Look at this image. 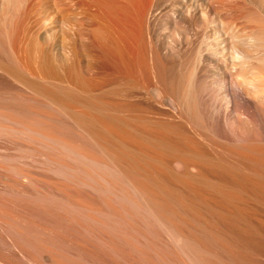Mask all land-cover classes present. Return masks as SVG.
Instances as JSON below:
<instances>
[{
    "label": "bare ground",
    "instance_id": "bare-ground-1",
    "mask_svg": "<svg viewBox=\"0 0 264 264\" xmlns=\"http://www.w3.org/2000/svg\"><path fill=\"white\" fill-rule=\"evenodd\" d=\"M0 85V120H2L3 123L8 121L6 123L7 125H9L10 122V126L8 127L3 125V123H0V131H4L2 133L15 132L13 134L27 133L26 136L28 137H30L29 134H31V136L35 135L33 137H39L38 140L41 138L45 140L47 139L51 143L57 145L60 149L64 148L66 143L57 139L55 135L52 134L58 133L57 129H59V126H61V129H63L62 126H65V128L68 130H66L67 133L70 131L75 134L81 133L82 135L85 133L86 138L88 136L90 137L91 135L89 134L92 133H107L106 139L109 140L112 137L113 139L111 140H113L115 144H119V146H121L120 144L123 142V140L124 142H128L132 137V134L129 135L128 133H155V131L157 132V128H162V130L164 129L167 131V133L170 130L173 131L172 133H174V131H177V133H192L203 142L208 141L203 133H254L256 126L259 125L258 122L261 124L264 123V0H0ZM129 94H132L133 96H131L133 98H135L134 96L138 97V101H140L139 98H144L146 102H144V99L141 100L147 104H142L138 101H129V103L127 101V103L124 104L120 101H117L118 98H125L124 101H126V97L127 95L129 96ZM103 95L109 96V98L107 97V101L102 100ZM154 105H157L160 108L162 107L161 109L165 110V112L162 113V115L165 113L163 118L150 117L147 114H144L148 113L149 109H151ZM125 111L127 114H124ZM136 111H140L143 114L136 115ZM121 112L126 115L125 118H122L123 114H121ZM140 112L138 114H140ZM11 123L14 126H11ZM30 124H33V126ZM35 124H41L40 126L43 127L41 128ZM34 125L35 127H39V129L35 128ZM154 128H156V130ZM64 132L65 131L61 133ZM86 133L89 134L87 135ZM120 133H122V136L127 133L126 135L131 137L129 138L126 136L129 139L125 140L119 135ZM93 136L90 138L94 142ZM97 136L99 137V134ZM143 136L144 135L141 137ZM89 137L88 139H90ZM135 137L136 136H134V138ZM157 137L158 136H155V138ZM94 138L96 137L94 136ZM155 138L153 137V139ZM101 139L96 140L100 141ZM83 140L87 143L85 139ZM111 140L109 141L110 143H108L110 146L112 143ZM155 140L154 142L157 141ZM89 142L90 141H88V143ZM100 142L102 143L103 141ZM100 142L97 141L98 144ZM107 142L108 141L102 143L103 148L105 149L107 148L105 146L108 145L106 144ZM136 142L137 141H135V143ZM142 142L141 145H144ZM167 142L169 143L171 141ZM104 143L106 144L105 146ZM131 143H133V141H131ZM137 143L139 144V142ZM148 143L150 142H147V144L145 142L146 145H148ZM161 143L164 144L165 141L163 142L162 140V142L159 144V147ZM178 143L176 147L178 146ZM96 144H93V147ZM124 144L125 143H123V145ZM128 144L129 143H127V145L125 144V146H128ZM172 144L174 145V142ZM99 145L101 146V144ZM146 145L145 147L149 146ZM153 145H156V143ZM179 145H182V143ZM66 146L65 148H68V152L71 149L70 152L73 151V154L76 152L78 157L80 156L79 159L81 158V162L83 161L82 158L84 159V155L82 156L80 154L82 151H78L80 145L78 147L71 146L72 148H76L74 150H72L69 145V147ZM125 146L121 148H125ZM132 146L131 148L128 146L131 151L134 147L136 148L137 145H134V147ZM193 146L195 147V145ZM114 147L119 149L117 145ZM114 147L113 150L115 149ZM128 147L125 150H128ZM138 147L140 146H137L136 149H138ZM159 147H156L158 151L161 150L160 153L163 152L164 149L162 151V148ZM174 147H172V149ZM156 148L153 147V149L149 151H152ZM169 148L166 149L168 150ZM177 149L181 150V148ZM188 149H191L190 151H192L193 147L189 148L188 146ZM188 149L187 151H189ZM98 150H100V148ZM113 150L111 149L112 152H110V150L108 152L106 149V153H104L103 150L102 152L105 158H111L110 153H113L116 149L114 151ZM173 150V152L176 151L175 149ZM180 150L179 152H181ZM194 150L195 149H193V151ZM121 151H119V154ZM131 151H124L125 155L126 153H133ZM149 151H147L148 154ZM196 151H194L195 153L191 152L193 154L184 153V155L186 154L185 157L187 158L185 159V157H182L185 159L184 161L178 156L180 153H177V151V155L175 154L176 156H172V153H169L171 156L170 158H166V162L169 164L173 163L175 165L176 163H182L186 168L185 170L190 172L187 170L188 168L191 167V169H196L197 164H199V167L200 165L204 164L202 163V158H204L202 157L203 155L201 156L199 151H197L198 153L196 154ZM214 151H217V149L214 148ZM102 152L100 153L102 154ZM116 152L118 154L117 150L115 153ZM137 152H135L133 156H135ZM155 152L157 153V151ZM164 152H166L165 154L168 153L166 150ZM182 152H184V149ZM82 153L84 154L85 152ZM153 153L154 152L152 151L150 154L154 155ZM105 154H108V156L106 157ZM121 154L118 156L122 160L123 157H121ZM141 154L146 160H148L147 158L151 157V155L145 153L144 150ZM141 154L138 156L141 157ZM111 156H113V154H111ZM154 156L151 158H156ZM165 156L167 157L169 155L167 154ZM132 157L129 154V158ZM139 157L137 158L138 160L135 159L136 157L133 158L138 162L139 160H143V164H141L145 165L144 159H139ZM205 158L206 160H204V162L208 161L207 163L209 164V157ZM86 159L88 160L86 161L84 159V161L88 162L91 158L89 159V157H87ZM199 159L202 164H200ZM215 159L217 158L215 157ZM108 160L110 164L111 162L112 164H115L113 163L114 160ZM126 160L132 161L133 159L128 160L126 158ZM154 160L155 159H153V161ZM157 160H159L158 157ZM163 160H160L159 162L162 164V162H165ZM195 160H198V163H196L197 161ZM217 160L220 161L219 159ZM119 161L117 162L119 163ZM159 162L158 166H160L161 170H163L162 167L164 165H160ZM153 163L155 164V162ZM232 163L233 162L231 161L229 164L231 165ZM211 164H213V162ZM155 165L156 166L154 167H157L158 170L159 167L157 164ZM178 165L179 166L177 167L182 169V165ZM215 166H211L209 168ZM30 167L32 169L19 167L15 168L14 170L11 168V171L13 174H15L14 176L16 177V180L18 177L22 178L21 181L25 180L29 185H31L34 180L37 182L42 181L43 183H50L42 167ZM88 167H86V171H89L91 170L90 168H93ZM118 167L115 165L113 166L114 170L118 171L116 173L117 175L121 173L124 174V172L128 171L121 172L119 170L120 168L118 169ZM120 167L122 168V166ZM136 167L137 169H135L138 170L139 166ZM166 167L168 168V166ZM203 167H200L201 170ZM206 167H208V165L204 167V170H206ZM221 167H219V169ZM155 168H150V170H155ZM135 169L134 171H136ZM224 169L226 170L227 168H224L223 166V170ZM67 170L71 169L68 167L54 168L48 171L55 177L60 178L64 175V173L67 174ZM93 170L94 169H92L90 172L91 175L93 174ZM142 170L140 169L141 172L144 171ZM201 170L196 169V173L199 175V177L207 176L209 173V170L206 172H201ZM212 170L215 171V168ZM247 170L249 171H247L248 174L251 173V169ZM140 171L138 170V173H140ZM181 171L183 172L184 168ZM217 171H219V173L222 172V170ZM163 172L164 170L159 175H163L165 173ZM188 172L185 174L187 175ZM231 172L228 170V172L226 171L225 173H227L229 176V173ZM148 173H150L149 170ZM154 173L155 171H153V175H155ZM245 173L243 172V174ZM127 174H129V176H126ZM146 174L147 173L145 172V177ZM197 174H195L196 177ZM239 174L237 173V175ZM126 175L124 176L127 178L123 176V178H125L124 180H127L128 177L130 180L131 174L129 171L126 173ZM136 175L134 174L135 177ZM167 175H169L168 172ZM193 175L194 174L191 173L190 176ZM215 175L218 176V172L217 174L215 173ZM251 175L253 176L254 173ZM255 175L259 176L258 174ZM249 176L250 174L248 177ZM170 177L172 176L170 175L169 178ZM196 177L195 180H198V182L199 179H203L199 177L196 179ZM220 177L222 176H219V178ZM230 177L232 181L233 175ZM244 177L247 179V175H244ZM235 178L236 176L234 175L233 179ZM238 179V182L234 183L233 181L234 184L230 186L229 184L224 183L226 185V187H224L225 192L230 190L229 192L231 193V196L236 195L237 197L238 194L243 197L249 194L252 195L257 193L264 196V191L263 194H260L261 191L264 190L261 189L262 185L259 189L257 187L255 188L256 185H252V181L253 183H256L254 180L251 181L250 185H248L250 182H248V184L246 183V181H250L253 179V177L250 180H246L245 183H241L240 178ZM254 179L257 180L256 178ZM129 180L126 182H128L127 184H129L132 189L134 188V184L131 183L132 179L130 182ZM173 180L176 181L177 179L175 180L173 178ZM189 180L193 181H191L194 183L192 184L193 186L197 183L194 182L193 178ZM189 180L188 182H190ZM206 180L209 182L211 181L207 178ZM237 180L235 179V181ZM244 180H242V182H244ZM261 180V182L264 183L262 178ZM185 181L189 186L190 183L184 179L183 182ZM70 182L74 183L73 180H70ZM214 182H216V180ZM224 182H227V179ZM258 182L260 183V180ZM201 183L202 182L199 184L201 185ZM204 183L206 184V182ZM75 184L77 183L72 185L70 184V186L76 189ZM187 184L184 183L182 185L184 187V185ZM208 184L206 186H208ZM210 184L208 187L212 186ZM218 185L219 184L217 183L216 186ZM179 186L181 187L180 183ZM196 186L197 185H195L194 188ZM206 186L203 187L207 189ZM219 186L212 188L217 191L218 189L220 190ZM187 188L190 191V188ZM191 188L193 187L191 186ZM200 188H197V192L199 194H201V192L198 191ZM136 190L139 191L140 188L139 190L135 189V191ZM191 190L193 191V189ZM209 190L211 191V189ZM210 191L209 193H211ZM76 192L77 191L74 193ZM203 192L204 191H202V194H204ZM212 192L215 193L214 191ZM217 192L215 194H217ZM189 193L192 194L191 192ZM223 193L224 192H222V194ZM76 194V196L72 195L74 196V198H72L73 200H75V197H77L80 193ZM222 194L219 195L224 198V195L222 196ZM258 194L257 198H259ZM198 195L193 196L196 198V196L199 197ZM227 195L225 197H227ZM216 196L217 197H214L212 194L213 198L218 199V195ZM78 197L81 198L82 196L79 195ZM87 197L88 196H86V198ZM205 197H209V194L207 196H203L204 199ZM5 198L0 199V264H63L61 259V251L64 244H62V242L65 240H62V242L58 241V243L55 241L59 239L57 238V240H55L56 237H53L55 236V231H57L58 226H56L57 229L53 227L55 229L54 230L51 229L53 226L51 223L48 225H51V231L49 232L53 233L52 231H54V235L48 234L47 238L50 237V235H53V238H50L54 239L55 241L50 240V238H45L44 235L46 231L44 232V228L39 225L41 222H43V220L41 219L42 221H38L39 218H35L36 215L34 214V216L31 215L32 218L29 215H26L27 217L24 216L27 212H23V214L21 213L22 215H20V213L18 214L17 212L12 213L9 209L11 206H13L12 202H14V200ZM227 198H225L226 201L229 199ZM232 198L233 196L230 197V199L232 201L234 200V203L237 202L236 197V200ZM245 198L246 197H244V201L246 200ZM89 199L87 200L90 203ZM259 199L261 200V196ZM259 199L258 201L253 199V201H257L255 203H258ZM202 200L203 199L201 198V201ZM250 200L247 199L246 202H250ZM37 201H39V199H37ZM127 201L125 200V202L129 203V199ZM145 201L148 200L146 199ZM195 201H199V199ZM201 201L199 203L203 204L204 201ZM220 201L217 202V204L220 203ZM226 201H222L224 205ZM262 201L264 203L263 198ZM262 201H260V204ZM18 202H23V200L19 199L16 201V205L14 203V206L21 207V204L23 203L18 205ZM76 202H78V200ZM88 202L85 205H83L84 203H81V206L84 210L91 211V203L88 204ZM148 202H144L147 204V207L149 204ZM193 203L194 198L193 202L191 203L192 205L190 204L194 209L196 207H194L195 204L193 205ZM206 203H208V201H206ZM227 203L229 204V202ZM133 204L130 205V207L134 206ZM142 205L145 204L142 203ZM207 205L208 207L206 205L205 206L208 208V212L211 211V215L212 210H210L209 207L211 204L208 203ZM136 206L138 207L139 205L136 204ZM220 206H222V204ZM220 206V209H228L231 205L229 204L228 207L222 208ZM140 207L141 211H145H143L144 213H150L152 211L149 209L150 212H147L144 209L145 206L142 208L140 205ZM150 207L152 208V206ZM64 208L69 207L65 206ZM212 208H214L212 215H215L214 217H216L214 212H221V210L215 211L216 208ZM201 210L202 209H200V211ZM200 211L199 213H195L200 214ZM202 211L204 212V209ZM208 212L207 214L205 213V215H208ZM154 213H156L155 215L152 213L154 218L152 217V214H150L153 219L149 216V214L148 217H150L151 220L157 221L155 222L157 224L158 218L155 219L157 211ZM221 213L218 216L221 217ZM85 214L86 215L83 216L82 219H84L83 222L85 225L87 224L85 221L89 223L86 226H90L92 223L95 224V222H97L101 227L99 228L98 232H95L92 229L90 230L86 227L85 231L87 234L96 235L100 237L99 240H105L106 242H110V244L112 243V241H110L112 240L111 238L113 235H116V229L119 227L121 228V225L123 227L126 222V225L128 226L129 222L128 219L127 221L126 219L123 221L125 224H121V221L113 222L121 224L116 225V228L114 229L115 224L112 223V229L115 230L114 234V230L111 228L108 229L109 225H107L106 222L104 223L102 220L95 221V219L92 217L87 216L89 214ZM245 214H243L242 217H244ZM128 215L129 216L127 217H130L132 214L129 213ZM210 215L208 216L209 218ZM222 215L224 214L222 213ZM239 215L240 213H238V216ZM247 215L250 216V214ZM24 217L25 219L30 217L31 219L37 220V225L33 223V220L30 221L29 224L21 221L18 223V219L24 220ZM39 217H41V215H39ZM43 217L44 216H42V218ZM160 217L162 219L164 218L162 215ZM160 217L159 224L161 222ZM30 218L24 221L31 220ZM49 218L51 219V217L48 216V219ZM73 218V215L69 216L71 221ZM231 218L232 217H230V219ZM44 219L46 220V218ZM164 221L165 219L162 221L163 224H161V227L164 228L163 225L166 226L165 231L168 232L170 231V227L165 223H170V221L167 220L165 223ZM169 225H171L172 228L173 224ZM173 227V230H175V226ZM137 229L139 230V228ZM118 230L119 229H117V231ZM119 231L117 234L122 232V230L120 232ZM129 231L126 232L129 233ZM132 231L134 235H129L131 238H133L131 244L132 242L135 243L134 236H137L138 234L133 228H131L130 232L132 233ZM176 231L177 232L172 231L171 229L172 233H178L180 230L177 229ZM172 233L169 232L171 237H173ZM139 234L143 236V232L139 231ZM139 234L138 237L140 236ZM122 235L126 234L120 233L119 236L122 237ZM129 236L127 234L125 239L126 241ZM174 236H177V234ZM181 236L184 235L182 234ZM181 236H177L174 239V242L176 239H178V237L181 239ZM130 240L131 239H129L127 243H130ZM138 240L137 242L139 243L141 240ZM147 240L148 239H146V241ZM114 241L117 242L116 239H114ZM143 241L144 239L142 242ZM141 243L137 245H142ZM144 244L146 243H143L142 246H144ZM133 246L135 247L136 245L134 244ZM52 247L54 249L50 250ZM145 247L146 246L140 248L143 249ZM111 249L114 253L118 251L117 249ZM148 250L151 251V253L155 251L154 248H149ZM165 255L168 256V262H165L167 260L162 261V256L156 257L159 259V261L161 260L160 262H162V264L163 262H165L164 264H171L172 262L170 256L168 253ZM119 256H121L120 253L117 257L119 258ZM136 257L138 258L139 255L137 256L136 254ZM141 257L143 256L141 255ZM133 259L132 261L136 263L139 260L138 259L135 261V259ZM140 259V262L144 259L145 262L142 263L145 264L156 263L152 258L147 256ZM164 259H166V257ZM197 259L199 261L201 260L200 258ZM201 262L206 264L202 260ZM69 264L72 263L70 262Z\"/></svg>",
    "mask_w": 264,
    "mask_h": 264
},
{
    "label": "rangeland",
    "instance_id": "rangeland-1",
    "mask_svg": "<svg viewBox=\"0 0 264 264\" xmlns=\"http://www.w3.org/2000/svg\"><path fill=\"white\" fill-rule=\"evenodd\" d=\"M131 95L130 94H129V96L127 95L126 101H124L125 98L124 99L118 98L120 100H118L117 98L116 99H117V101H120L124 104L127 103V101H128V103H129V101L130 102H132V101L137 102L138 97L134 96L136 98L135 99L132 97L133 95L132 96ZM107 97L109 98L108 95L107 96L103 95L102 100L107 101L108 100ZM141 99L143 100L144 98H139V100H140V101H138L139 103L147 104V103H144V102H146L145 99H144V102ZM121 100H123V101H121ZM161 108L157 105H154L151 109H149L148 113H144V114H147L150 117H155V118H161L162 117L163 118L165 113L163 115H162V113L165 112V110L164 109L162 110ZM139 112L140 111H138V112L136 111V115L143 114L142 112H140V114H138ZM121 114H123V113L121 112ZM124 114H127L126 111ZM124 114H123L124 117L121 115L122 118L126 117V115H124ZM24 119H26V118H24ZM26 120H28V119H26ZM0 121H1L0 123L2 124L3 121L2 120H0ZM4 122H6V121H4ZM6 123H3V125H5L7 127L10 126V122H9V125H7ZM258 124L259 125L256 126L257 131L255 130L254 133H203L206 136V138L208 139L207 142H203L201 139H199L197 136H195L192 133H177V131H174V133H172L173 132L172 130H170L167 133V131H165L164 129L162 130V128H160V129L157 128V132L155 131L156 128H154L155 133H141V132L140 133H128L129 135L132 134L133 138H134V136H136L134 138V140L131 136L130 137L132 139L128 135H126L127 133L126 134L124 133L125 135H123V136L121 135L122 133H120L119 135L122 136L125 140H128L130 138L129 139L130 142L129 141L124 142V140H123V142L120 144L121 146H119V144H115V142L113 140H111V139H113L112 137H111V139L107 140L106 139L107 133H101V134L100 133H97V134H95V133L89 134L88 133L91 136H93V134H94V136L96 137V138H94V136H93V140L95 142L94 143L91 139L92 138L91 136H90L91 138L88 136L91 140L88 139V137L86 138L85 133H83L85 136L82 135L81 133H76V134L72 133L71 131H70L71 133L70 132L67 133L66 132L67 128H65V126H62L63 129H61L60 128L61 126H59V129H57L58 133H52V134H54L57 139L61 140L62 142H65L67 144V146L65 144L66 147H69V146L70 147L71 146L72 147L73 146L78 147L80 145V147H79L80 149L78 148V151H80V152L82 151L85 153L84 154L82 152L81 153L78 152V153H80L82 156L84 155L83 157L86 161L88 160V159H86L87 157H89V159L91 158L93 160V163H92V160L90 159L88 161V162L91 161L89 164H87L88 162L84 161L83 158H82V160H83L82 161L83 163H82L81 158L79 159L80 156L78 157V154L76 152H74V154H73V151H71L72 152L71 153L70 148H69L70 149L69 152H68V148L66 149L65 146H64V148L61 147L62 149H60L57 145H55L54 143H51L47 139L45 140V139L41 138L42 140L41 139L38 140L39 137L38 138L33 137L35 135L31 136V134H29L30 137H28V136H26L27 133L26 134L25 133L13 134L15 132L2 133L4 131H0V197L1 196H2L1 198L8 197L5 199L10 198V200H12V199L14 200V202H12L13 206L10 205L12 210H11V208L9 209L12 213L17 212L18 214L20 213V215H22L23 212H25V213L27 212L26 214L24 213L25 214L24 216L36 215L35 218L40 219V220L38 219V221L43 220V222H41L40 224L38 223V224L41 225L42 228H44V232L46 231V233H45L46 236L43 234L45 238H47L48 234L54 235V231H52L53 233H51L49 231H51V229H54L53 227H55V229H57L56 226H58L57 231H55V236L50 235V237L53 236V237H56L55 240H57V238L59 240L55 241L54 239H52L53 237L52 238L48 237L47 239L50 238V240L55 241V242H58V241L62 242V240L63 241L65 240L64 242H62V244L63 243L64 244H63V249L61 251V255H62L61 259H62L63 264H69L70 262L72 264H134V263L135 264H140V263L145 264V263H142V262H145V260L143 259V261L140 262V260H141L140 258H145L146 256L149 258H152L156 262L155 264H160V263L162 264V262H160L161 260L162 261L167 260L168 256L165 255L166 253H168V255L171 258V262H172L171 264H200V263H202L201 260L206 264H264V223H263L264 222V203L262 201V198L264 200V196L259 195L257 193L259 198L261 196V200H260L259 198H257V194H252L254 196L249 194V195H246L243 197L240 194H238L239 198L236 195H232L233 196L232 199L236 200V198H237V200H236L237 202L234 203V200L232 201L230 199V197H232L231 193L229 192L230 190L229 191L227 190V192H225V190H224L225 189L224 187H226V185L224 183L229 184V186H230V185L238 182L239 181L238 178H240L241 183H245L246 180H248V179L250 180L252 177H253V179H251L250 181H246V183L248 184V182H250L248 184V185H250L251 181L254 180V181H256V183L255 182L253 183V181H252V185H256L255 188L257 187L260 189V186L262 185L261 189H264V186H263L264 183L261 182L262 181L261 178L264 180V123L261 124L258 122ZM30 125L33 126V124H30ZM35 125H34V127H35ZM37 125L41 128L43 127V126H40L41 124H37ZM5 126H3V127H5ZM11 126H14V125L12 124ZM27 126H29V125H27ZM39 127H35V128L39 129ZM62 130L65 132L61 133V132H63ZM125 131H127V130H125ZM98 134H99L100 138L97 136ZM142 135H144V136L141 137ZM101 136H102V139H101ZM126 136H128L129 138ZM155 136H158L157 138H159V139L155 138ZM82 137H84V138H82ZM153 137L158 142L155 139H153ZM83 139H85L87 141V143ZM96 139H101L100 141H103V142L108 141L106 144L110 143L109 142L110 140L112 141L111 146L109 144L106 145L104 143V146L106 145L105 147H107L106 149L108 152H109V150H110V152H112L111 149L113 150V147L116 145H117V147H119V149L114 147L118 151V154H117V152L115 153L116 150L114 149L115 151L113 150L114 152L110 153L111 158H108L107 157L108 154H105L108 159H112L110 161L114 160L113 163H115V164H112V162H111V164H112V166H111V164L109 163V160L107 158H105V156L103 154V152L106 153L105 152L106 149L103 148V144H102L103 142L101 143L99 140H96ZM140 139H143V140H140ZM154 140L156 142H154ZM162 140H163V142L165 141V143L164 144L161 143L162 147H161V145L159 147V144H160V142H162ZM88 141H90V142L88 143ZM97 141L100 142L99 144H101L102 147L97 143ZM131 141H133V143H131ZM135 141L139 142V144L137 142H136L137 143L136 144ZM152 141H153V143H152ZM167 141H171V142L168 143ZM113 142L115 145L113 144ZM141 142L144 145H141ZM145 142H146V144H147V142H150V143H148L149 146L146 145ZM173 142H174V145L172 144ZM176 142L178 143L177 147H176V145H177ZM123 143H125L126 145H127V143H129L130 145L128 144V146H130V148L134 143H135L134 144L135 146L136 145L140 146V147H138V149H136L137 146H136V148L134 147V145L132 146L136 149V151H135V149L133 148V150L135 152L138 151L135 154V156H133L135 152L133 150L131 151L130 148L128 146H125V144L123 145ZM155 143H156V145H153ZM166 143H168V144H166ZM180 143H182V145H179ZM93 144H96V145L93 147ZM112 145H113V147H112ZM145 145L148 146L149 148L151 146H153L155 148L158 146L159 148H162V151H163V149H164V151L165 150L168 151L167 154L169 156L166 157L165 156V155H167V154H165L166 152L163 151L160 153L161 150L159 149L160 151H158L157 148L152 150L154 152L153 153L155 155L154 156V155L150 154V153H152V151H149V150L153 149V147H151L149 149L148 147H145ZM193 145H195V147ZM98 146H99L100 150H98L99 149ZM124 146H125V148H121ZM186 146H187V148H186ZM188 146H189V148L193 147V149H195L194 151H196V150L199 151L201 153L200 154L201 156L203 155L202 157H204V158H202L203 159L202 163L205 164V162H206L205 166L208 165V167H206V170H204L205 166L203 167L204 164H202L200 162V159H199L200 164H202V165H200V167H203V169L201 170V168L199 167V164H197L196 169L201 170V172H203V171L206 172L209 170L208 171L209 173L207 172L208 173L207 176H204V177L200 176L199 177V175L196 173V169L193 168L195 170L194 171L193 169H191V167L188 168L187 170H189L194 175L190 176L191 173L185 170L186 168L182 163H176V165H175L173 163L169 164L168 162H166V158H168V157L170 158L171 155L172 156L175 155L176 151H177V153H180V155H178L180 158L185 157L186 154L184 155V153H188V154L195 153L193 151V149H192V151H190L191 149H188ZM127 147H128V150H125V149H127ZM143 147L147 148L148 150L144 149ZM169 147H171V148H169ZM172 147H174L173 149L176 150L175 152H173L174 150L172 149ZM120 148L122 149L123 152L121 151ZM141 148H143V149H141ZM166 148H169V149L167 150ZM177 148H181V150L177 149ZM182 148L184 149V152H182V150H183ZM214 148L217 149V151H214ZM74 149H76V148H72V150H74ZM187 149L189 151H187ZM129 150L131 152H133V153H129L130 156L131 157L133 156L134 158L136 157L135 159H137L139 157L138 155L141 154L143 150L147 154H148L147 151H149L148 155H151V157L154 156L156 158H153V159H155L153 161V159L149 156L151 158V160H150V158H147V159L150 160L151 162L150 161L147 162L148 160L144 159L142 157V154H141V157H139V159L143 158L144 162H145L144 163L145 165H142L143 160L142 161L139 160V162H138L133 157L129 158L128 153H126V155H128V156L125 155L124 151L130 152ZM179 150L182 153L179 152ZM119 151H121L120 154L122 153L121 154V157H123L122 160L119 157L120 156ZM155 151H157V153L159 152L160 155H159V153L157 155V153ZM197 151H196V154L198 153ZM100 152H102V154ZM191 152H193V153H191ZM162 153H164L165 155ZM169 153H172V154L170 155ZM204 153L206 156L204 155ZM111 154H113L114 157L111 156ZM115 154H117V155H115ZM161 154L164 156H162ZM115 156L119 157V158L114 159V158H116ZM124 156H125V158H124ZM201 156H199V157H201ZM157 157L159 160H157ZM205 157H209V159L207 158L210 161L209 164L207 163L208 161L204 162V160H206ZM215 157L217 159H219L220 161L215 159ZM126 158L128 160L129 159H131V160L133 159V160L127 161ZM183 158H182L183 161L185 159H187L186 157H185V159H183ZM196 158H198V157H196ZM115 160L119 161V163ZM123 160H124V162H123ZM160 160L165 161V162H162V164L164 166L161 164V162H159ZM211 160H212L213 164H211L212 163ZM152 161L155 162V164H157V166L159 165L158 162L160 163V165L163 166L162 169L166 173V175H165V173L163 172L164 173L163 175H165V176H163L162 174L159 175L163 170H161V167L158 166L159 167L158 170H161V171H158L157 167L156 168L154 167L156 165ZM195 161H197L196 163H198V160H195ZM224 161H226V162H224ZM228 161H229V163H231V161L233 163L230 165L228 163ZM217 163H218V166H217ZM178 164H180V166L181 165L183 166V167L181 166L182 169L184 168L183 172L186 171L185 173L188 172V174H190V175H188V174L186 175L185 173H183L181 171L182 169L177 167V166H179ZM29 165L33 166V167L35 166L37 168L42 167L44 169L45 175L48 177L50 183L49 184L43 183L42 181L37 182L36 180H34L32 182V184L29 185L27 183V181H25V180L21 181L22 178L18 177L16 180V177L14 176L15 174H13V172L11 171V168H13L14 170H15V168H19V167L31 168ZM88 165H89V167H93V168H90L91 170L94 169L92 171V173H93L92 175L90 173L91 170L88 169L89 171H86L87 170L86 167H88ZM114 165L117 167L119 165L118 169L120 168L119 170L121 172H124L127 170L130 172V174H131L130 180L132 179L131 183L134 184L135 189L139 190V188H140V190H139L140 192L137 190H136L137 191L136 192L134 188H132L133 189L132 190L131 186L129 184H127L128 182H126V181L129 180V177L127 180H124L125 178H127L124 175H126V173H128V171L124 172V174L123 173L119 174L120 173L119 172L118 174L121 176L120 177L119 175L116 174L118 171L114 170V168H113ZM165 165L168 166V168ZM65 166L70 168L71 170H67L68 175L66 173H64V175L61 176L60 178L55 177L54 175H52L48 171V170H51L54 168H66ZM120 166H122V168ZM136 166L141 167V168L138 167L139 171H140V169L142 170V168L144 166V168H143L144 171L142 170L144 172V174L141 171H140V173H138V170H136L137 169ZM211 166H215V167L209 168ZM223 166H224V168H227L226 170L224 169L225 172L226 171L228 172V170H229L230 172L232 171L233 173L232 172L229 173V176H228V174L224 172ZM219 167H221V168L219 169ZM123 168H126V169H123ZM146 168H147V170H146ZM150 168H155V170L154 169L150 170ZM207 168H209V169H207ZM213 168H215V171L222 170L223 173L220 171L222 173L221 174V173H219V171H217L218 176H216L215 173L217 174V172L213 171L212 170ZM134 169L136 171H134ZM247 169H249V170L251 169L250 170L251 173H249L250 178L248 177L249 171ZM148 170L150 173H148ZM114 171H115V174H114ZM131 171H133V172H131ZM151 171H152V175H151ZM153 171H155V173H154L155 175H153ZM192 171H194L195 173ZM87 172L90 174H88ZM136 172H137V175H136ZM145 172L147 173L146 177H145ZM167 172L169 175H167ZM212 172H215V173H212ZM236 172L238 174L241 173L242 175L241 174L237 175ZM243 172L244 173L246 172L247 174L246 173L243 174ZM132 173H134L136 175V177ZM252 173H254L253 176L251 175ZM138 174H140V175H138ZM195 174H197V177ZM209 174H212V175H209ZM213 174L215 175V178H214ZM230 174L233 175L232 181H231V177H230L231 175ZM255 174H258L259 176L255 175ZM170 175L172 177L169 178ZM225 175H226V177H225ZM234 175L236 176L235 179L236 180L238 179L237 181H235V179H233ZM244 175H247V179L245 178L246 176L244 177ZM123 176L125 178H123ZM126 176H129V174H127ZM167 176H168V178H167ZM219 176H222V177H220L221 180H220ZM195 177H196V179H198V177L203 178L205 181L203 179H199V182H198V180L197 181L195 180ZM205 177L211 181L210 182L207 181ZM173 178L175 180L177 179L176 180L177 182L174 181ZM192 178H193L194 182H197L195 185H197L199 188L203 187V186L205 187L208 184V182H209V184L212 183V184H210V185H212V186H210L211 188L208 187L209 184H208V186H206V188L211 189V191L208 189V192H207V189H205L204 187L200 188L198 190L199 192H201V194H202V191H204L203 192L204 194H202L203 196H207L209 194V197H211V198L205 197V199H204L203 196L197 192L198 187L196 186L194 188L195 185L194 186L192 185V184H194V183H192L193 181L191 180L192 181L191 182L189 180ZM254 178H256L257 180H255ZM184 179L187 180V182H188V180L190 181V182H188V183H190L189 186L186 183V181L183 182ZM214 179L216 180V182H214L215 181ZM226 179H227V182H229V180H230V182L229 183L224 182V181H226ZM70 180L71 181L73 180L74 183H77V184H75V187L78 190H76L75 188H72L70 186V184L71 185L74 184L73 182H70ZM130 180H129V182H130ZM178 180H179L181 187L179 186ZM242 180H244V182H242ZM259 180H260V183L258 182ZM133 181H134V183H133ZM220 181H221V184H220ZM233 181H234V183H233ZM200 182H202L201 183L202 186L199 184ZM204 182H206V184ZM184 183L187 185H184V187H183L182 184H184ZM213 183H216V184L218 183L220 185V186L218 185L220 190L217 188L218 192L215 191V189H214L218 186H216V184H213ZM191 186L193 188H191ZM182 187H183V189L181 190ZM187 187L190 188V191ZM212 187H214V188H212ZM221 187H223V188H221ZM227 187H228V185H227ZM184 188L188 192L185 191ZM73 189L75 191H77L76 193H80V194H78V196L81 195L83 197V200H82V197L80 198L78 196H77L78 199H77V197H75L76 198L75 200L72 199V198H74V196H72V195L76 194V193H74L75 191ZM191 189H193L194 194H193V191ZM209 191L211 193H209ZM212 191H214L215 193L217 192V194L213 193ZM221 191L224 193L222 194ZM263 191L264 190H262L260 194H263ZM189 192H191L193 195L199 194L198 195L199 197L196 196V198H197L196 199L195 196H193ZM196 192H197V194H196ZM225 193H227V194L230 193V194L227 195ZM212 194L214 197H217L216 195H218L219 201L221 198L220 203L217 204V202H219V201L217 198H213ZM219 194L220 195L222 194V196L224 195L223 196L224 198H222ZM226 195L230 200L227 197H225ZM229 195H230V197H229ZM242 195H244V194H242ZM86 196H88V197L86 198ZM89 196H90V199H89ZM251 196L253 197L254 200L258 201V199H259V202L255 203L257 201H253ZM244 197H246L245 198L246 200L247 199H249V200L252 199V200H250V202L249 201L246 202V200L244 201ZM193 198H194L193 205L197 204L196 206L194 205V207H196L194 209H193V206H191L192 205L191 203L193 202ZM201 198L203 199L202 201H201ZM225 198H227L228 200L226 201ZM15 199H17V200H15ZM19 199L23 200V202H18V205L23 203V204H21V207L14 206V203L16 205V201H18ZM37 199H39V201H37ZM87 199H89V201L91 203V205H90L92 208L91 211H86L81 206L82 205L81 203H84L83 205H85L88 202ZM128 199H129V203H127ZM146 199L149 202L145 201ZM198 199H199V201H195ZM222 199H224V200H222ZM77 200H78V202H76ZM84 200H86L87 202ZM125 200L127 202H125ZM205 200L208 201V203H210L212 205V206L209 205L210 210H212V214L214 211V208H212V207H215L217 209V210L215 209V211L221 210V212H222L224 210L222 212L224 215H222V213L220 211H218L216 213L214 212V214H216V217H214L215 215H212V214L210 215L211 211L210 212L207 211L208 210V208H207L208 203H206ZM200 201L201 202L204 201L205 203L203 202V204H205L207 207L205 205H203L202 203L200 204L199 203ZM222 201H224V202L226 201V203L229 202V204L231 206H229L228 203H227L228 205L226 203L224 205V203ZM238 201H240V202H238ZM260 201H262L261 204H260ZM144 202L149 203L148 204L149 208L147 207V204ZM90 203L88 202V204H90ZM142 203L145 205H142ZM132 204L134 206H136V204H138L139 206L138 207L137 206L136 207H134V206L130 207V205H132ZM214 204H216V205H214ZM221 204H222V206H220ZM22 205H23V207H22ZM140 205L142 206V208H143V206H145L144 209L147 212L148 211L150 212V210H152V211L150 213H144L145 211L144 210H143L144 212L141 211ZM201 205H203L204 208ZM65 206L69 207V208H64ZM150 206H152V208H154V209H152ZM189 206H191V207H189ZM219 206L221 208L229 206V208L228 209L226 208L227 210L225 208L220 209ZM146 207L148 210L146 209ZM197 208H200L202 210L204 209V212L202 210L200 211V209H197ZM195 209H196V211H195ZM154 210L157 211V215L158 214L160 215V213H161L162 217H164L162 219L160 217L161 215L160 216L158 215V217L156 215L155 219L158 218L157 224L155 223L157 221L150 219V217H151L150 214H152V213L154 215L156 214V213H154V212H156ZM158 211H159V213H158ZM194 211L197 213H199V211H200V214H197ZM207 212H208V215H205V213L207 214ZM85 213L89 214L87 216L92 217L93 219H95V221L96 220H100V221L102 220V221H104V223L106 222V224L109 225V228L107 227L108 229L113 228L111 226L113 222H120L121 221L120 222L121 224H125L123 221L125 219L127 221V219H128V221H129L128 226L126 225L127 224L126 221H125L126 224L123 225V227L120 223L119 224L113 223V224H115L114 229L116 228V225H121V228L119 227L117 229H119L120 231L122 230L123 233L120 232L119 230L118 231L121 234H126V235H122V237L119 236L120 233L117 234L118 231L116 229V235H113V237L111 238L112 240H110V241H112V243L110 244V242H106L105 240H101V239L99 240L100 237H98L96 235L87 234V232L85 231L86 227L89 228L90 230L92 229L95 232H98L99 228H101V227H100L99 223H97V222H95V224L90 222L92 224L90 226H86L89 223L87 221H85L87 223L85 225L83 222L84 219H82V217L86 215ZM127 213L128 214L130 213L132 215H130V217H127V216H129ZM220 213H221V217L218 216V215H220ZM238 213H240V215H241V216L239 215L240 217L238 216ZM146 214H147V216H146ZM148 214L150 217H148ZM153 214H152V217H153ZM243 214H245L244 217H242ZM247 214H250L251 217L248 216ZM39 215H41V217H39ZM70 215L74 216L73 220H75V221H73V220L71 221L69 219ZM209 215H210V218L208 217ZM32 216H31V218H32ZM42 216H44V217L42 218ZM48 216L51 217V219L50 218L48 219ZM131 216H133V217H131ZM159 217L162 219V220L160 219V221H161L160 224H159ZM226 217H227V219H226ZM230 217H232V218L230 219ZM29 218L30 217L25 219V217H24V220H27ZM44 218H46V220ZM121 218H122V220H121ZM164 219H165L164 223L167 222V220L170 221V223L169 222L165 223V224H167V226L170 227V231H168V232L165 231L166 226L163 225L164 228L161 227L162 226L161 224H163L162 221ZM24 220L18 219V223L21 221V222H25V223L29 224V222L33 220L34 221L33 223L37 225V222H38L35 219H31L28 221H24ZM44 220H45V222H44ZM50 220H51V222H50ZM115 220H117V221H115ZM59 221H60V223H59ZM49 223H51V225H53L51 229H50L51 225L48 226ZM169 224H173V226H175V230H173L174 227L172 226V228H171V225H169ZM101 226H103V225H101ZM176 227L178 230H180V231H178V233H175V232H177ZM131 228H133L135 231H137L138 230L137 228H139V230L136 233L139 234V231L143 232V236L147 233L144 236L145 238L143 236H141L142 233H141V235L139 234L141 237L140 236L138 237V234H137V236H134L135 241L133 240L135 243L132 242V244H131V241L133 239V238H131V236H132V234L134 235L133 231H132V233L130 232ZM114 229H112V230H114ZM129 229H130V231H129ZM167 229L169 230L168 227H167ZM171 229H172V231H175L174 232L175 234L171 232ZM71 230H73V231H71ZM90 230H88V231H90ZM146 230H148V231H146ZM126 231H129V233ZM169 232L172 233L173 237H171V234H169ZM111 233H112V231H111ZM113 233L115 234V230L113 231ZM36 234H38V233H36ZM127 234H128V236L129 235H131V236H129L127 238V241H126L125 239H126ZM176 234L179 237L183 234L185 237L181 236L182 237L181 239L178 237V239H176V241L174 242V239L177 237V236H174ZM115 236H116V238H115ZM118 237L119 238L121 237V238L119 239ZM136 237H137V240L139 238H141V239H139V240H141L139 243H141L142 240L144 239V241L141 244L143 245V243H146V244H144V246H146L145 248L142 249L140 247H144V246H142V245L138 246L137 245L139 243L137 242ZM142 237H143V239H142ZM113 238L116 239L117 242H115ZM121 239H123V240H121ZM129 239H131L130 243H127ZM146 239H148V240L146 241ZM181 240H182V242H181ZM134 244L137 247L136 246L134 247L133 246ZM111 248L117 249L118 251H116V253L118 255L120 253L121 256H119V258H118L117 257L118 255L116 253H114ZM149 248H154L155 251L153 253H151V251L148 250ZM53 249L54 248L52 247L50 250H53ZM112 252H113V254H112ZM114 254H116V255H114ZM136 254H137V256L139 255L138 258L136 257ZM141 255L143 257H141ZM156 256H160V257L162 256L163 258L161 259L159 257L161 259L159 261V259ZM164 256L166 257V259H164L165 258ZM133 258L135 259V261H137L139 259L137 261V263L132 261ZM197 258H200L201 260L199 261ZM132 262H134V263H132ZM165 262H168V260ZM165 262H163V264Z\"/></svg>",
    "mask_w": 264,
    "mask_h": 264
}]
</instances>
